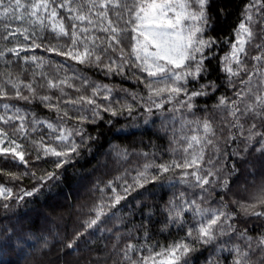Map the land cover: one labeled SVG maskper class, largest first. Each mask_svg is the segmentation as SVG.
I'll return each instance as SVG.
<instances>
[{
	"label": "snow or ice",
	"instance_id": "6c2138e0",
	"mask_svg": "<svg viewBox=\"0 0 264 264\" xmlns=\"http://www.w3.org/2000/svg\"><path fill=\"white\" fill-rule=\"evenodd\" d=\"M25 206L0 264H264V0H0V208Z\"/></svg>",
	"mask_w": 264,
	"mask_h": 264
},
{
	"label": "trees",
	"instance_id": "16d2710c",
	"mask_svg": "<svg viewBox=\"0 0 264 264\" xmlns=\"http://www.w3.org/2000/svg\"><path fill=\"white\" fill-rule=\"evenodd\" d=\"M242 2V0H233L234 5H238ZM238 16V8L233 12V15L229 17L228 19V23L229 24H235L238 21L236 20V17ZM51 42L55 43V40L53 39ZM37 54H44L43 51L41 50L40 52H38ZM222 54V53H221ZM251 55H255V50H252L250 52ZM52 57V59H59L55 56V54H48ZM251 62L249 61V64ZM81 71H85L87 72V74L89 76H92L94 79H103V77L99 74L95 73V70H89L84 68L83 66H79ZM50 71V69H47ZM26 79L28 78L27 76L25 77ZM104 82L106 83H115V84H123L124 87L127 88H134V82L133 81H123L121 78H115V79H110V80H105ZM41 94H46V92H42ZM230 94V93H229ZM52 95H58V93L53 92ZM74 95V93H73ZM22 107H26V105H24L23 103H21ZM34 109L42 116H52L53 118L55 117L54 113H49L46 109H43L39 104H35ZM120 124H124L126 123L124 120H120L119 122ZM159 123V122H157ZM119 126V125H118ZM139 137V134H137V139ZM35 138V137H33ZM115 143H122V141L120 140H115ZM158 142H162L164 144L167 143L166 140L164 141H158ZM105 148L108 147L107 144L104 145ZM103 159V157H101ZM93 163H95V161H93ZM112 161L111 159H109V165L111 166ZM82 199L86 198V197H81ZM24 213H27V217L24 220V223H28L29 221H31L33 223L34 226L38 227L41 224L44 223V221L36 214L35 211L30 210L29 207L25 206L22 207L20 209H18L16 211L15 214L13 213H8L7 215H5L4 210L2 208H0V232L3 231L5 226H12V225H17L18 226V220L20 218V216ZM159 239L162 242H166L167 239H171V237H167V236H160Z\"/></svg>",
	"mask_w": 264,
	"mask_h": 264
}]
</instances>
